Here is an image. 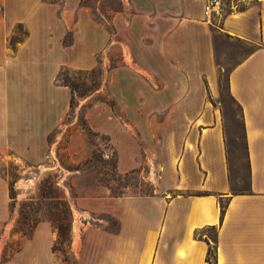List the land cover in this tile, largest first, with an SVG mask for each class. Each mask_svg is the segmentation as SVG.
I'll return each instance as SVG.
<instances>
[{"label": "rangeland", "instance_id": "obj_1", "mask_svg": "<svg viewBox=\"0 0 264 264\" xmlns=\"http://www.w3.org/2000/svg\"><path fill=\"white\" fill-rule=\"evenodd\" d=\"M45 1L57 6L49 44L54 64L46 65L54 74L40 75L45 64L29 70L25 61L16 74L0 73V261L48 221L58 264H75L88 221L117 228L109 215L85 213L80 199L168 186L205 112L223 122L236 185L243 187L242 112L230 101L227 75L255 46L216 34L209 82L160 60L152 47L160 39L143 18L130 22L129 0H81L76 9ZM137 7L144 10L140 0ZM205 21L218 30V20ZM16 34L11 46L25 31L18 26ZM38 104L47 114L40 122L31 116ZM31 129L34 137H24Z\"/></svg>", "mask_w": 264, "mask_h": 264}, {"label": "crops", "instance_id": "obj_2", "mask_svg": "<svg viewBox=\"0 0 264 264\" xmlns=\"http://www.w3.org/2000/svg\"><path fill=\"white\" fill-rule=\"evenodd\" d=\"M80 1L63 0L68 9ZM138 1L129 0L130 22L143 18L160 39L152 45L160 60L182 64L191 76L215 78L216 34L255 46L227 75L230 101L242 112L246 178L243 187L236 185L223 122L201 114L168 186L148 195L80 199L85 213L109 215L117 228H106L103 219L88 221L80 230L75 264H264V0H221L225 13L217 31L203 16L208 0H140L143 11ZM56 11L45 0H0V73L16 74L25 61L29 70L45 64L40 75L54 74L46 65L54 64L49 44ZM18 26L25 35L11 46ZM46 115L39 104L31 114L38 122ZM55 238L51 224L41 221L0 264H58Z\"/></svg>", "mask_w": 264, "mask_h": 264}, {"label": "built area", "instance_id": "obj_3", "mask_svg": "<svg viewBox=\"0 0 264 264\" xmlns=\"http://www.w3.org/2000/svg\"><path fill=\"white\" fill-rule=\"evenodd\" d=\"M224 13L225 10L221 0H208L203 10V16L208 22L220 20Z\"/></svg>", "mask_w": 264, "mask_h": 264}, {"label": "trees", "instance_id": "obj_4", "mask_svg": "<svg viewBox=\"0 0 264 264\" xmlns=\"http://www.w3.org/2000/svg\"><path fill=\"white\" fill-rule=\"evenodd\" d=\"M223 211H224V208H223V206L221 205V215L223 214Z\"/></svg>", "mask_w": 264, "mask_h": 264}]
</instances>
